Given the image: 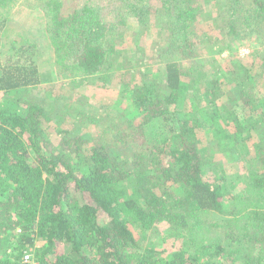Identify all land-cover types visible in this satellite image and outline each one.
I'll use <instances>...</instances> for the list:
<instances>
[{
    "label": "trees",
    "instance_id": "obj_1",
    "mask_svg": "<svg viewBox=\"0 0 264 264\" xmlns=\"http://www.w3.org/2000/svg\"><path fill=\"white\" fill-rule=\"evenodd\" d=\"M6 1L0 0V15L5 11L0 20V93L8 96L5 106L0 105V264H21L23 252L37 245L41 264H264V97L255 100L247 94L261 69L251 80H239L231 72V80L221 82L209 78L205 66L181 64L197 55L192 38L204 21L198 0H118L122 7L109 24L92 3L65 17L59 0ZM13 2L41 11L43 37L54 48V69L63 77L67 69L68 77L82 82L96 74L104 79L114 71L137 69L142 80L129 103L143 122L128 120L125 109L121 119L91 139L82 136V118L92 110L80 100L57 106L40 95L45 90L37 63L41 43L10 30ZM219 2L230 13L220 20L237 39H243L240 26L262 31L252 30L241 3L252 6L256 22H264V2ZM231 2L242 5V15ZM155 17L166 19L168 29V48L156 55L162 68L143 70L139 58L121 62L114 38L123 41L134 22L143 33ZM179 46L184 48L180 59L173 54ZM67 62L73 68H63ZM262 72L264 76V64ZM226 84L239 93V107H230L235 99L230 92L227 102L220 100L218 91ZM241 106L249 109L244 122ZM53 118L62 123L69 118L71 124L53 135L44 126ZM156 120L165 123L166 131L159 141L149 142L144 128ZM201 130L212 134L223 158L233 152L238 159L248 158L244 174L237 176L239 187L200 145ZM256 131L261 138L242 155L238 150ZM211 214L217 215L214 226L207 218ZM159 224L169 227L176 240L183 238L181 246L145 245V234ZM205 224L219 238L199 244L192 237Z\"/></svg>",
    "mask_w": 264,
    "mask_h": 264
},
{
    "label": "rangeland",
    "instance_id": "obj_2",
    "mask_svg": "<svg viewBox=\"0 0 264 264\" xmlns=\"http://www.w3.org/2000/svg\"><path fill=\"white\" fill-rule=\"evenodd\" d=\"M8 2L9 1L5 0V3ZM59 2L60 15H64L65 17L76 12V10L82 8L85 4L92 3L94 7L102 10V15L105 22L108 24L110 22H116L119 9L122 7V4L119 3L118 0H59ZM198 2L203 8L200 18H203L204 21L200 24L198 31H195L196 35L192 38L195 46V49L193 50H195L197 55L193 59L182 60L181 64L186 68H189L188 66L190 65L205 66V71L210 74L209 78L213 80L220 79L221 82H223L222 79H225L224 82L230 81L232 77L231 72H235L239 80L246 78L250 79L260 68L261 75L256 76L258 77L257 81H251L252 89L247 91V94L248 96L252 95L251 97H254L255 100L264 97V76L262 72L264 59L261 57L264 55V38L261 37L264 35V22H256L255 19H257V14L252 13V6L245 4V2L241 3L245 5L244 9H247L243 15L246 18L245 20L249 22V24H252V30L261 27H263V29L262 31L254 33L255 31H248L243 26L237 27L238 34L242 35L243 38L242 40L241 38L237 39L238 36L232 34V32L226 31L229 27H225V24L223 23L224 20L223 22L220 20V18L224 19L225 17H230V13L227 12V4L223 5V2L220 3L219 0H198ZM262 2H264V0H260V2L253 4L259 5L258 3ZM231 4L237 12L241 10V4L237 2H231ZM230 12H233V10L230 9ZM9 15L10 19L8 27L10 26V30H14L16 34L25 35L30 41L41 43V53L37 58V63L42 72L44 80L42 85L45 87V90L44 92H41L40 95H47V98L51 103L57 106L68 105L74 100H80L85 105L88 104V107L92 110L93 113L89 118H82L84 122L82 123L83 128L80 130L82 136L91 139L102 129L110 126L112 123L114 124L118 119H121V115H123L126 110L127 115H125L128 120L133 121V123L136 124L143 122L142 114L137 110L132 111V105L129 103V96L136 88L135 86L142 80V75L138 73L137 69L130 67L128 68L129 70L114 71V73L111 72L112 74L110 73L111 75L106 76L104 79L103 76H100L101 74H96L95 76L85 78L86 82H82L80 77H68L70 73L67 69L64 71L65 76L63 77L61 71H58V74L54 69V58H56V56L51 53L54 48L50 49L47 46L48 43L43 37L45 19H43L41 11H39L38 8H33L27 5L25 2H18L17 5L13 2V10ZM239 15H242V12H239ZM3 16H5V11L0 15V20ZM259 17L260 16H258V18ZM226 21H228V19L225 20V22ZM258 24H260V26ZM150 27L151 28L144 30L143 33H138L134 22V24L130 26V30L125 34L126 37H124L123 41L120 37L116 39L114 38L113 43L115 41L116 45L114 46L116 51L115 54L121 57V62L124 64H132V61L135 62V60L139 58V61L144 62L145 64L142 68L143 70L146 69L147 66L151 69L155 68L156 70L162 68L158 64L160 58H157L156 55L160 53L161 49L168 45L166 42L168 39L166 19L164 22H159L155 17L151 20ZM258 33L261 35H258ZM166 48H168V46ZM154 49L159 52H155ZM183 49V47L179 46V50L177 49V51L173 53L174 58L180 59V57L183 56ZM191 52L193 53L194 51L191 50ZM162 56L170 58V55L164 54ZM236 61L243 64L244 69L237 68L239 65ZM67 65L73 68L70 62H67V64L62 67L64 68ZM247 68H249V70ZM148 71L149 70H147V72ZM202 81L204 82V80ZM205 84L206 83H204V85ZM198 85L200 87V84ZM220 88L221 90L219 89L218 91L219 98H221L220 100L227 102V99L230 97L228 93L230 92L236 99L235 100L234 97H231L232 100H234L230 104V107L237 106V104L238 107L240 106L237 101L238 98H236L239 93L237 91L235 92L233 87L226 84L222 85ZM193 90L194 86H191L189 94H193ZM235 93H237V95ZM7 99V95L0 93V105L5 106ZM14 106L16 105L14 104ZM238 111L241 114L240 116L243 117L242 122H244V116L249 113V109L242 108L241 106ZM69 120L70 119L68 118L67 122L62 123L53 118L48 123H45L44 126L46 130H49L51 134L55 135L59 129H66L65 126L71 124ZM165 131V123L162 120H156L154 123H151L144 128L143 134L147 141L157 142ZM199 133L198 138L200 140V145L207 147L212 159L216 160L215 164L218 166L223 165L226 168V172L232 176L235 186L239 187L240 183L238 182L237 176L244 174L246 160L248 158L245 157L242 158V160L238 159L236 158L237 154L235 152L231 153V156L225 155L223 158L220 154L221 152L219 151L220 148L218 144L215 143L212 138V134H204V130H201ZM261 133H254L252 135L253 139L246 142V147H243L238 151H240L242 155H246L249 148L259 141V138L262 136ZM140 144L145 145L148 143L144 144L141 140ZM202 217H204V215H202ZM207 218L212 225L218 222L216 214H211V216H208ZM212 230L213 228L209 224H205L200 231L198 230V233H195L197 231L194 232L192 239L199 244H205L211 240H216L219 238V235L217 232L212 233ZM174 237L175 235L169 231V227L159 224L154 230L145 234L144 244L158 249H164L165 247H170L177 243L178 246H181L182 242H184L183 238L176 240ZM38 247L39 245L33 249L35 254L37 253L36 251L38 250ZM10 250H13V248H10Z\"/></svg>",
    "mask_w": 264,
    "mask_h": 264
},
{
    "label": "built area",
    "instance_id": "obj_3",
    "mask_svg": "<svg viewBox=\"0 0 264 264\" xmlns=\"http://www.w3.org/2000/svg\"><path fill=\"white\" fill-rule=\"evenodd\" d=\"M10 253V251H9ZM21 264H41L37 259L35 253L33 252L32 248H28L23 252L21 258Z\"/></svg>",
    "mask_w": 264,
    "mask_h": 264
}]
</instances>
